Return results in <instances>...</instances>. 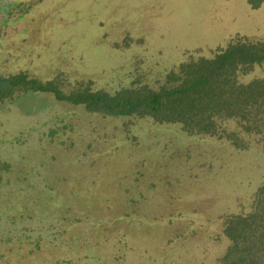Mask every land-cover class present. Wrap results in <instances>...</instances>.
<instances>
[{
  "label": "rangeland",
  "instance_id": "374dc122",
  "mask_svg": "<svg viewBox=\"0 0 264 264\" xmlns=\"http://www.w3.org/2000/svg\"><path fill=\"white\" fill-rule=\"evenodd\" d=\"M258 1L0 0V77L156 89L192 56L264 42ZM262 185L255 140L236 149L51 94L0 103V264H218L226 218Z\"/></svg>",
  "mask_w": 264,
  "mask_h": 264
},
{
  "label": "trees",
  "instance_id": "16d2710c",
  "mask_svg": "<svg viewBox=\"0 0 264 264\" xmlns=\"http://www.w3.org/2000/svg\"><path fill=\"white\" fill-rule=\"evenodd\" d=\"M256 66H264V42L234 40L208 56L190 57L156 89L140 86L110 94L83 82L66 87L57 79L43 82L18 73L0 77V103L26 93L51 94L105 118H149L178 125L188 135L224 140L236 149L255 140L264 150V80L243 81ZM223 234L230 244L218 264H264V185L248 213L226 218Z\"/></svg>",
  "mask_w": 264,
  "mask_h": 264
},
{
  "label": "crops",
  "instance_id": "0c3cea01",
  "mask_svg": "<svg viewBox=\"0 0 264 264\" xmlns=\"http://www.w3.org/2000/svg\"><path fill=\"white\" fill-rule=\"evenodd\" d=\"M264 3V2H263Z\"/></svg>",
  "mask_w": 264,
  "mask_h": 264
}]
</instances>
